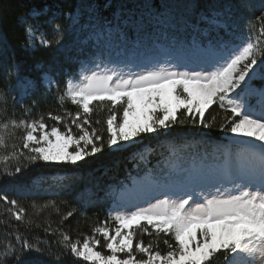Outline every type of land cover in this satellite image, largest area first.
<instances>
[{
	"label": "snow or ice",
	"instance_id": "obj_1",
	"mask_svg": "<svg viewBox=\"0 0 264 264\" xmlns=\"http://www.w3.org/2000/svg\"><path fill=\"white\" fill-rule=\"evenodd\" d=\"M197 6L189 5V12L195 14ZM239 6L249 7L244 0H240ZM97 7L89 5V11L96 13ZM105 7H111V0ZM150 7L154 9L155 6ZM47 13V6L29 13L31 19L25 26L29 45L39 31V43L44 47L52 46V40L45 38L46 33L43 32L45 24L51 25L53 32L60 37L61 26L58 22L53 23L58 13L41 22L40 17ZM232 14L233 5L230 3L212 4L207 13L200 12L193 29L201 31L199 23L203 22L207 27L202 35L208 37L211 32L217 35L214 39L210 38L206 45L193 40L179 53L169 55L168 60L175 63L166 61L158 67L126 75L93 71L74 86H69L66 94L72 104L79 106L84 117L83 123L77 122V118L81 117L78 111L73 118V124L80 132L78 136L73 135L67 123L64 125L67 132H64L58 127L49 131L39 121L25 124L21 120L19 125L13 121L14 127L25 128L22 140L27 152L13 151L7 156L0 155V166L8 176L13 175L8 171L9 167H14L15 173L22 171L21 161L27 162L23 167L43 162L47 166L78 168L81 161L101 153L105 147L119 150L135 143V138L142 134H159L177 124L198 123L205 129H211L213 125L206 122L205 116L206 110L213 104L230 113L219 125V130L229 135L231 144L236 146L235 151L230 146H222V163L206 170L203 166L196 169L195 186H176L168 190L169 194L163 199L148 203L146 207H136L129 213L116 212L114 218L119 226L115 228L114 235L107 227L95 229L103 236L104 247L111 252L110 255L94 250L88 238L84 239L82 246H78L64 235L57 242L60 246L58 253L51 251L52 244L48 245L50 264H64L66 256L82 258L88 264H210L221 253L225 264H257V260L264 261V88L255 90L259 92V110L245 98L246 87L249 94H254L249 81L253 79L257 67L264 64V48L252 42L241 41L243 46L231 43L219 34L222 29H226L225 36L231 31L227 21ZM70 15L74 23L78 21L77 16ZM152 15L159 20L166 13L154 10ZM114 18L119 20L116 14ZM259 19L264 20V13ZM130 22L143 25V16L138 21H124L126 24ZM159 22L171 25L172 19L168 17ZM182 23L187 24V21ZM60 38L56 40L57 44ZM12 67L16 70L17 86L22 92H27L33 82L28 78H19L18 66ZM197 68L199 70H195ZM137 101L141 105L140 117L130 121L129 116L137 115ZM93 102H110L111 105V114L106 120V143L95 128L88 131L91 124L87 116L92 112L90 105ZM119 108H123V116L117 124ZM181 110L184 111L183 119L179 115ZM54 119L61 122L62 118L55 116ZM6 128L7 125L0 124V146L5 144L3 132ZM72 146L74 149L70 150ZM13 160L15 165L11 163ZM217 176L230 178L229 182L237 194L227 189L222 191L221 186H216L218 182L212 183ZM206 188L213 190L205 191ZM0 200L17 207V200L9 201L7 193H0ZM23 211L21 208L20 213ZM13 214L17 220L21 219L19 213ZM68 215H73V212ZM141 222L152 226L157 234L164 233L174 238V245L164 241L169 248L166 254L153 251L151 244L146 247L142 242L134 243L132 230L122 231L137 225L143 227ZM93 243L98 245L99 241ZM16 244L0 259V264L12 258L14 264H23V256L33 250L44 254L41 247L19 235L16 236ZM134 252L146 254L147 259H137ZM119 254H124V258H120Z\"/></svg>",
	"mask_w": 264,
	"mask_h": 264
},
{
	"label": "trees",
	"instance_id": "obj_2",
	"mask_svg": "<svg viewBox=\"0 0 264 264\" xmlns=\"http://www.w3.org/2000/svg\"><path fill=\"white\" fill-rule=\"evenodd\" d=\"M107 2L0 0V124L7 125L0 155L7 156L13 151L27 152L22 140L25 128L14 127L13 121L17 125L21 120L25 124L39 121L46 125L47 130L58 127L64 132H67L64 126L67 123L74 135H80L73 118L79 111L81 117L77 118V122L83 123V112L67 96L66 80L76 75L82 62L95 56L96 49L102 52L105 44L103 33L107 30L112 35L116 28L119 29L117 45L124 49L132 48L135 43L146 50L155 49L157 42H173L176 46L184 47L190 46L193 40L207 44L217 33L211 32L208 37L202 35L207 27L203 22L199 23L201 31L194 30L192 25L197 24L198 14L207 13L209 5L230 3L233 14L227 24L231 26V31L225 36L226 29H222L219 34L231 43L247 40L264 48V20L259 19L264 13V0H244L248 8L240 7V0H111V7H105ZM89 5L98 6L97 12H90ZM150 5H154V9ZM189 5H198L195 14L189 12ZM45 6L48 13L40 17L41 22L58 13L53 23L60 24L62 38L53 32L51 25L45 24L43 32L46 33L45 38L52 40V46L44 47L37 39L33 45H29L25 34V26L31 19L29 13L33 9L40 11ZM154 10L165 12L166 16L159 20L171 17L172 24L160 23L152 15ZM70 14L77 16L78 21L74 23ZM114 14L119 16V20L114 18ZM141 16L143 25L124 23L125 20L138 21ZM184 20L187 24L182 23ZM32 22L35 23L34 20ZM99 30L102 36L94 46L89 34ZM58 38L59 44L56 43ZM13 65L18 66L19 78H28L33 82L27 92H22L17 86L18 78ZM44 73L54 77L55 86L47 88L43 84ZM261 73L260 80H253L249 84L255 90L264 84V66ZM90 108L92 112L87 119L91 126L88 131L95 128L106 143L110 102H93ZM229 114L218 104H213L206 110L205 116L206 122L213 125L211 129L186 122L166 132L161 131L156 136L142 134L137 137L139 143L119 150L105 147L101 153L81 161L78 168L47 166L43 162L23 167L27 162L21 161L22 171L15 173L14 167H9L8 171L13 175L8 176L0 166V193H7L9 201L17 200L15 208L0 200V259L10 248L17 246V235L44 251V254L34 250L25 254L23 264H50L48 245L52 244L51 251L58 253L60 246L57 242L64 235L77 244H81L85 238L95 237L99 241L97 250L107 254L109 250L104 247V238L95 229L107 227L112 231L115 228V218L107 213V207L116 190L147 171L157 176L166 168L170 169L169 164L180 157L186 159L192 154V159H211L215 150L222 156V146H228L230 142L223 137L224 132L219 130V125ZM179 115L183 119L184 111L181 110ZM55 116H60L61 122H57ZM122 116L123 108H119L116 123L120 122ZM143 155L145 160H142ZM11 163L15 165L16 161ZM21 208L24 209L23 213H20ZM69 212H73V215L69 216ZM13 213H19L21 219L17 220ZM141 224L143 227L137 225L131 229L134 243L142 242L146 247L151 244L152 250L160 251L162 255L169 250L165 240L175 244L172 236L157 234L146 222ZM134 254L137 257L142 255ZM4 264H14V258L5 259ZM64 264L88 262L66 256ZM210 264H225L223 254L216 255Z\"/></svg>",
	"mask_w": 264,
	"mask_h": 264
},
{
	"label": "rangeland",
	"instance_id": "obj_3",
	"mask_svg": "<svg viewBox=\"0 0 264 264\" xmlns=\"http://www.w3.org/2000/svg\"><path fill=\"white\" fill-rule=\"evenodd\" d=\"M89 36L94 41V46L98 39L101 38L102 32L99 30L97 32H91ZM120 32L119 29L116 28L114 33L111 35V32L107 30L103 33L104 37V48L101 51L98 49L95 50V56L90 58L87 62H82L78 67V71L75 76H69L66 80V93L69 86H74L76 83L80 81V79L87 74H90L93 71H104L109 74L112 72H116L117 74H129L136 73L144 69H149L153 67H158L161 64H164L166 61L175 63L176 61H169V55H175L180 52V46H176L175 43L167 44L164 42H157L156 48L151 50H146L140 46H133L129 49H124L121 46L117 45V38H119ZM40 32H36V38H33V42L35 39L39 41ZM110 38V40H108ZM243 42H248L247 40H240L238 43L241 46ZM33 42L31 45H33ZM206 45V44H202ZM187 47V46H186ZM264 64L260 65L256 69V73L252 80L249 81V84L253 80H260L262 77L261 69ZM183 70V69H181ZM195 70H199L198 68ZM43 84L49 88L50 86H55V79L52 75L48 73H44L42 75ZM261 88H264V84ZM254 91V94H249L248 87L245 88V98L251 100L253 105L259 110L261 105L257 103L259 98V92L255 91L254 88L251 87ZM137 103V115L129 116L130 121L136 120L140 117L141 113V105L139 101ZM118 124V123H117ZM38 127V125H37ZM50 131V130H49ZM165 132V131H163ZM38 135V132L36 133ZM74 135V134H73ZM152 136H156L158 134H149ZM76 136V135H75ZM223 137L227 139L233 151H235L236 146L231 144L230 137L228 134L224 133ZM136 142L130 145H134L139 143V140L135 138ZM130 145H125L123 148L128 147ZM121 148V149H123ZM74 146L70 147V150H73ZM115 149V148H113ZM213 157L211 159L199 158L192 159V154L189 155L188 158L180 157L178 160L172 161L170 170H163L157 176L153 175L150 171H147L141 175H137L133 177L128 183L122 184L115 192V195L112 200H110L109 205L107 207V213L110 217L114 218V214L116 212L129 213L134 211L136 207H146L148 203H155L157 199H163L164 195L169 194L168 190L173 187H193L194 184V172L196 169H199L201 166L205 168V170L209 167L218 166L222 163L223 157L220 156L219 152L215 150L213 153ZM142 160H145V156H142ZM168 166V165H166ZM230 178H225L222 176L215 177L211 182L217 183L216 186H221V190L227 189L232 192V194H237L233 188L231 182H229ZM211 188H206L205 191H212ZM199 191V189H197ZM175 198V197H173ZM118 223L116 222V227H118ZM135 227V226H134ZM115 228L110 231V234H115ZM109 229V228H108ZM131 229H122V231H129ZM90 240V246L97 250V244L93 243L96 241L95 237L88 238ZM78 244V246H82ZM109 251L107 254L110 255ZM140 254V253H139ZM120 258H124V254H119ZM134 256L137 259H147L146 254H142L141 257ZM257 264H264V261L257 260Z\"/></svg>",
	"mask_w": 264,
	"mask_h": 264
}]
</instances>
